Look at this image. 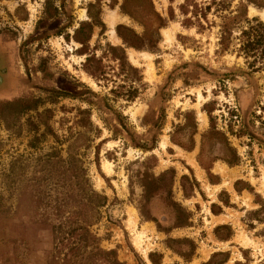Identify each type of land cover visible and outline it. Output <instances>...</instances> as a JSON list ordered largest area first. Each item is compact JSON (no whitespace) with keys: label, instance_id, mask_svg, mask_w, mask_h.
Returning a JSON list of instances; mask_svg holds the SVG:
<instances>
[{"label":"rangeland","instance_id":"1","mask_svg":"<svg viewBox=\"0 0 264 264\" xmlns=\"http://www.w3.org/2000/svg\"><path fill=\"white\" fill-rule=\"evenodd\" d=\"M89 1L0 0V264H264L263 238L237 220L236 235L255 243L204 240V203L183 198L214 190L185 169L190 155L205 166L236 156L258 193L233 195L234 204L257 207L264 231V54L251 67L239 51L241 29L264 20L248 15L246 0L211 4L205 18L183 15V0H154L163 16L173 10L172 40L161 28L151 64H137L129 50L140 51L109 47L120 42L108 34L109 1L105 28L94 26L84 47L74 40ZM132 206L150 219L145 233Z\"/></svg>","mask_w":264,"mask_h":264},{"label":"crops","instance_id":"2","mask_svg":"<svg viewBox=\"0 0 264 264\" xmlns=\"http://www.w3.org/2000/svg\"><path fill=\"white\" fill-rule=\"evenodd\" d=\"M105 1L108 2L109 0H104V2ZM123 2L130 3V0H116V3L113 5V7L108 6L109 8L108 12H111L117 16L116 18L114 15H111V14L109 15L107 19L109 27H110L108 34H109L110 39L114 42H115V39L118 38L120 41L119 42L117 40L119 42V45H122V43H121V39L115 33V30H114L115 25L124 24L126 26H129L130 28L135 29L137 32H140L142 30L141 26L132 20V8L130 10L125 9L124 12L121 11L120 5ZM130 5L132 6V3ZM107 15L108 14H105V16ZM164 29H169V28H163L161 30L162 35H163ZM171 40H172V35L169 41L166 42L163 40V42L169 43L171 42ZM130 52L134 53V55L136 56L137 54L144 53L147 58H142V57L140 58L150 63L151 53L146 52V51L135 52L132 49L129 50V53ZM199 119L201 122V126L204 125L205 118L202 116V114H200ZM160 146L164 148L165 141H161ZM188 161H189L188 165L190 169L193 171L197 180H200L201 182L206 180V182L208 183L210 187H214L212 195L207 194L208 198L204 197L203 193L198 192V191L192 196V199L194 201L193 202L194 208H197L199 199H201V201L204 203L205 215L203 217L205 218L206 216L207 222L209 224L208 225H204L203 223L201 225L198 224L196 228V230H198L197 232L202 231V229L205 230L204 233L206 235L203 239L212 240L214 244L231 243L232 241H234V237L236 235L237 230L240 229L239 225L236 223L237 220L241 224L242 229L244 228L247 234L248 232H251V231L257 234L256 236L253 235L251 237L262 238L259 232H256L258 229V227H256L257 226L256 224L258 225L262 224L257 219V217H255V216H258L255 213V210L257 209V207L248 208L244 204H238V206L234 204L235 198H233V195L238 196V197L249 195L253 197L255 192L258 193L257 192L258 190H255V187H256L255 184L252 185L250 178L248 176V173L247 172L244 173V169L242 168L239 170L238 169L236 170L234 167H228L225 164L218 163L217 164L218 166L214 165V167L211 169V177L213 178V180L209 181L208 179H206L207 178L206 172L202 168H200V166H198L192 160V158H188ZM221 171L223 175L221 174ZM263 173H264V169L262 170V173L260 176L259 189L262 191V194L264 196V176H263V179L261 180ZM225 175H227V177H225ZM252 178L254 177L252 176ZM235 184H237V187L235 186ZM221 196L226 200V202L222 199ZM263 196L261 197L264 201ZM252 200L253 199H251V201ZM135 219L136 217H135L134 211L132 210V218L128 219L129 221L128 223L129 225L132 224V227L135 224ZM145 228H148V226L146 225ZM216 228L217 229L218 228L220 229L228 228V234L223 235L220 231L219 232L217 231V233H215ZM141 230L144 233L146 232L144 228H142ZM193 233H196V231H194ZM237 236H241V237L237 239ZM244 237L250 239L248 236H246L243 233H237L235 239L238 242H241L242 245L247 246L249 242H248V239H244ZM141 239H142L141 234H139V239H136L135 237L133 238L136 245L140 244ZM213 249L215 248L213 247ZM206 251L208 252V250ZM206 251L204 250L202 252L205 255H207L208 253Z\"/></svg>","mask_w":264,"mask_h":264},{"label":"trees","instance_id":"3","mask_svg":"<svg viewBox=\"0 0 264 264\" xmlns=\"http://www.w3.org/2000/svg\"><path fill=\"white\" fill-rule=\"evenodd\" d=\"M102 0L89 1L86 6L87 15L89 21H82L79 26L74 30V40L80 43V47H84L87 41L90 39L93 27L100 26L101 30L105 28V24L102 21ZM170 3L173 0H168ZM225 0H209L208 3L202 7L196 0H183L179 4L178 8L183 15L189 13L196 16L202 15L205 18L206 11L209 10L211 4H224ZM248 4H252L258 8L264 7V0H246ZM116 0H109V6L113 7ZM132 3V6L130 5ZM127 5V6H126ZM242 12L245 10L246 5L240 2ZM132 8V20L141 26L142 30L137 32L135 29L130 28L124 24H117L114 27L116 35L121 39V45H109L110 49L114 52L120 50L124 52V48H133L137 51H158V43L161 40L160 29L166 27L169 20L174 18L173 10L168 6L167 17L163 16L154 5L153 0H130V3L123 2L120 5L122 12L125 9L130 10ZM244 15V14H243ZM240 16V14H239ZM235 17V16H234ZM238 17V16H237ZM238 18L235 17L227 25L222 26L220 33V44H226L231 35V26L237 22ZM255 23L249 24L246 29L240 31V45L239 51L244 54L245 57H250L248 64L253 67L259 62L264 54V22L253 18ZM185 25H190V17L184 19ZM91 60L89 56L86 61ZM214 129V128H213ZM104 199V197H103ZM225 202L226 200L223 199ZM88 224V223H87ZM217 229V228H216ZM215 229V230H216ZM87 237L93 239L94 236L87 230ZM150 255V254H149ZM148 255V256H149ZM214 255V253L212 254ZM151 262L153 260L149 256ZM208 260H211V256ZM157 264L156 262H153ZM113 264H122L117 260H113Z\"/></svg>","mask_w":264,"mask_h":264},{"label":"flooded vegetation","instance_id":"4","mask_svg":"<svg viewBox=\"0 0 264 264\" xmlns=\"http://www.w3.org/2000/svg\"><path fill=\"white\" fill-rule=\"evenodd\" d=\"M175 144V143H174ZM177 144V143H176ZM177 146H179L180 148H184L183 146H181V145H179V144H177ZM184 149H186V148H184ZM195 148H194V145L192 146V147H190V148H188V149H186L187 150V153L188 154H191L192 153V151L194 150ZM151 150H152V148H151ZM188 158H192V160L198 165V166H200V168H202L205 172H206V175H207V173L211 176V169L214 167V165L216 166V160H218L219 158H214V159H212V164L211 165H207V166H205L204 164H202V161L200 160V158H197V157H195V156H189ZM219 160H221L220 161V164H225V165H227L228 167H234L236 170L238 169V167H239V165L242 163V161H240V159L238 160L237 158H236V156H233V158H232V160H228V161H226V160H222V159H219ZM189 162V161H188ZM186 163V162H185ZM186 167H185V169L188 171V173H190V174H192V176L195 178V179H197L196 178V176L194 175V173H193V171L190 169V167H189V165H188V163H186ZM218 166V165H217ZM210 181V180H209ZM199 192V191H198ZM195 194V192L193 193V194H191V195H189V196H183V198H184V200H190V198H192V196ZM132 208L134 209V211H135V214H136V217H137V224H136V229L137 230H139V229H141L144 225H149L150 224V219H141L140 218V216L136 213V209L132 206ZM186 226H188V225H186ZM149 227V226H148ZM87 228H88V226H87ZM88 231H89V229H88ZM90 232V231H89ZM91 233V232H90ZM92 234V233H91ZM259 234L261 235V237L264 239V231H263V229L261 228L260 229V231H259ZM89 239V238H88ZM89 240H94L95 241V238H93V239H89ZM152 242H154L155 243V241H156V239L154 238V239H152L151 240ZM262 258H260L259 259V261L261 260Z\"/></svg>","mask_w":264,"mask_h":264},{"label":"bare ground","instance_id":"5","mask_svg":"<svg viewBox=\"0 0 264 264\" xmlns=\"http://www.w3.org/2000/svg\"><path fill=\"white\" fill-rule=\"evenodd\" d=\"M248 15L249 16H257L258 18H260L261 20H264V8H256L254 6H249V9H248ZM171 37V33H170V30L169 29H164L163 30V40L164 41H169ZM138 57H142V58H147L146 55L144 53H140V54H137L134 55V53L130 52L129 53V58L130 60L133 62V63H137L138 62ZM138 64V63H137ZM148 65V69H147V72H151L152 70V67H150L149 64ZM104 169L109 172V165H104ZM136 239H139V234L134 236Z\"/></svg>","mask_w":264,"mask_h":264},{"label":"built area","instance_id":"6","mask_svg":"<svg viewBox=\"0 0 264 264\" xmlns=\"http://www.w3.org/2000/svg\"><path fill=\"white\" fill-rule=\"evenodd\" d=\"M233 117H234V119H237V115L235 114V115H233Z\"/></svg>","mask_w":264,"mask_h":264}]
</instances>
